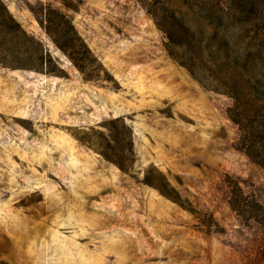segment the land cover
<instances>
[{
    "label": "rangeland",
    "instance_id": "rangeland-1",
    "mask_svg": "<svg viewBox=\"0 0 264 264\" xmlns=\"http://www.w3.org/2000/svg\"><path fill=\"white\" fill-rule=\"evenodd\" d=\"M1 1L28 37H0V264H262L226 177L264 203V168L236 145L230 97L192 77L160 27L238 29L205 25L189 0ZM46 5L89 48L84 72L38 22ZM251 23L264 34V8ZM117 117L132 135L123 168L96 147Z\"/></svg>",
    "mask_w": 264,
    "mask_h": 264
},
{
    "label": "trees",
    "instance_id": "trees-1",
    "mask_svg": "<svg viewBox=\"0 0 264 264\" xmlns=\"http://www.w3.org/2000/svg\"><path fill=\"white\" fill-rule=\"evenodd\" d=\"M189 3L199 18L208 20L205 25L214 22L217 27L237 28L238 33L204 34L198 38L191 34L188 23L161 25L167 51L204 87L230 97L226 112L237 127L236 145L264 168V34H254L251 30V22L258 25L264 7L253 0H189ZM165 11L175 18L176 9L170 7ZM36 18L52 42L84 72L93 58L71 20L49 5ZM0 37L7 42L24 41L28 37L1 0ZM39 59L42 60V55ZM104 124L109 131L106 143L96 147L104 157L123 168V161L115 157L132 153L131 128L119 117ZM226 179L230 208L244 224L260 231L258 255L264 264V203L253 192L245 190L238 180L229 176Z\"/></svg>",
    "mask_w": 264,
    "mask_h": 264
}]
</instances>
